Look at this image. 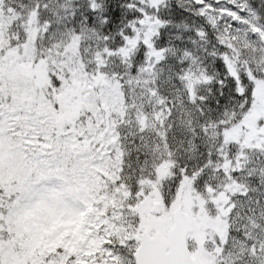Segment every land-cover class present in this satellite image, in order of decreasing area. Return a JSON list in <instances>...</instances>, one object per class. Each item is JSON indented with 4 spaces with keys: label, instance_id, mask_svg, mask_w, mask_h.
I'll use <instances>...</instances> for the list:
<instances>
[{
    "label": "snow or ice",
    "instance_id": "snow-or-ice-1",
    "mask_svg": "<svg viewBox=\"0 0 264 264\" xmlns=\"http://www.w3.org/2000/svg\"><path fill=\"white\" fill-rule=\"evenodd\" d=\"M0 264H264V0H0Z\"/></svg>",
    "mask_w": 264,
    "mask_h": 264
}]
</instances>
